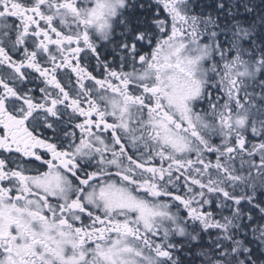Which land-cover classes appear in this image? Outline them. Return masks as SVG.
I'll list each match as a JSON object with an SVG mask.
<instances>
[{"label":"snow or ice","instance_id":"snow-or-ice-1","mask_svg":"<svg viewBox=\"0 0 264 264\" xmlns=\"http://www.w3.org/2000/svg\"><path fill=\"white\" fill-rule=\"evenodd\" d=\"M0 264H264V0H0Z\"/></svg>","mask_w":264,"mask_h":264}]
</instances>
